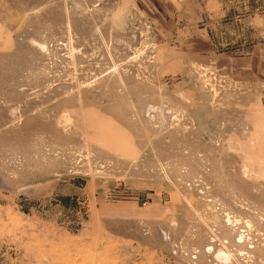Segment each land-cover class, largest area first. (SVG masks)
<instances>
[{
  "label": "rangeland",
  "instance_id": "obj_1",
  "mask_svg": "<svg viewBox=\"0 0 264 264\" xmlns=\"http://www.w3.org/2000/svg\"><path fill=\"white\" fill-rule=\"evenodd\" d=\"M0 264H264V0H0Z\"/></svg>",
  "mask_w": 264,
  "mask_h": 264
}]
</instances>
